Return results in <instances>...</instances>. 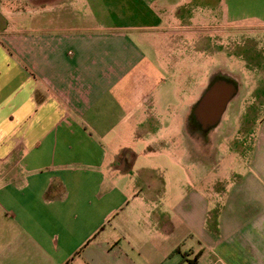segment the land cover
I'll use <instances>...</instances> for the list:
<instances>
[{"label":"crops","instance_id":"crops-1","mask_svg":"<svg viewBox=\"0 0 264 264\" xmlns=\"http://www.w3.org/2000/svg\"><path fill=\"white\" fill-rule=\"evenodd\" d=\"M11 1L0 0V264H264V117L237 126L219 182L202 190L192 161L180 191L177 168L157 160L153 172L130 151L162 91L156 48L201 41L204 27L263 38L264 0H215V22L196 24L211 11L196 0ZM228 83L197 101L209 123Z\"/></svg>","mask_w":264,"mask_h":264},{"label":"rangeland","instance_id":"rangeland-1","mask_svg":"<svg viewBox=\"0 0 264 264\" xmlns=\"http://www.w3.org/2000/svg\"><path fill=\"white\" fill-rule=\"evenodd\" d=\"M27 1L13 0L8 4L26 9ZM196 1L199 2L198 7L206 6L211 11L195 15L191 24L208 23L211 18L210 23L215 22V0ZM210 30L207 27L196 30L197 34L206 32L207 37L201 41L188 40L184 41L185 45L181 42L156 48L160 53L157 79L162 91L145 105L144 120L138 128L139 137L134 142L135 148L130 150L144 152L141 162H145V167L153 169V172L157 160L164 167L177 168L179 171L172 178L180 191L189 189L187 172L183 171L188 169L189 161L198 167L195 176L198 188L202 190L208 178L219 182V159L231 150L232 145L228 142L241 134L237 126L244 121L250 122L254 116L252 111L264 117V104H260V108L253 104V98L259 97L264 90L260 87L255 91L254 85H264V79H254L252 71V51L258 48L264 54V37L258 38L260 32L253 33L247 29ZM226 83L232 86L231 91H235L224 101L220 115L209 123L210 119L205 118L208 110L197 101L202 92H210V89ZM199 121H202L201 126H196ZM171 134L177 136L174 140L177 143L168 139ZM160 138L165 142L161 146L164 154L157 156ZM174 151L182 154L178 158H170L172 154L175 156Z\"/></svg>","mask_w":264,"mask_h":264},{"label":"water","instance_id":"water-1","mask_svg":"<svg viewBox=\"0 0 264 264\" xmlns=\"http://www.w3.org/2000/svg\"><path fill=\"white\" fill-rule=\"evenodd\" d=\"M221 106V105H220ZM219 108V107H218ZM220 109V108H219ZM214 113H215V116H214V118L217 116V114L219 113V110L218 111H214Z\"/></svg>","mask_w":264,"mask_h":264}]
</instances>
